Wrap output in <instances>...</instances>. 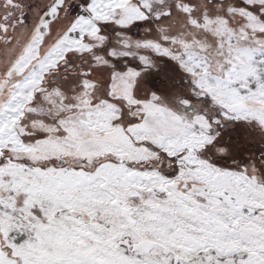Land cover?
<instances>
[{"label": "snow or ice", "instance_id": "snow-or-ice-1", "mask_svg": "<svg viewBox=\"0 0 264 264\" xmlns=\"http://www.w3.org/2000/svg\"><path fill=\"white\" fill-rule=\"evenodd\" d=\"M0 264H264V0H0Z\"/></svg>", "mask_w": 264, "mask_h": 264}]
</instances>
